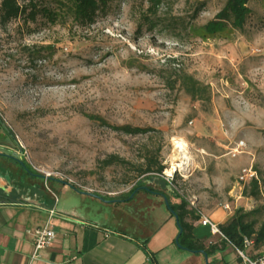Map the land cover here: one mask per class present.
<instances>
[{
	"label": "rangeland",
	"instance_id": "374dc122",
	"mask_svg": "<svg viewBox=\"0 0 264 264\" xmlns=\"http://www.w3.org/2000/svg\"><path fill=\"white\" fill-rule=\"evenodd\" d=\"M226 1L107 0L90 26L38 13L0 28V120L29 169L79 190L57 194V204L78 203L110 227L159 212L170 217L162 227L175 228L162 200L145 215V188L184 199L191 222H218L223 203L253 211L256 226L264 220V0H249L242 30L208 34ZM156 150L165 169L148 179L138 169ZM111 156L124 162L106 166ZM174 165L182 170L168 175ZM244 168L256 175V197L251 182L238 183ZM38 181L46 191L48 180ZM135 189L129 205L113 207Z\"/></svg>",
	"mask_w": 264,
	"mask_h": 264
},
{
	"label": "crops",
	"instance_id": "0c3cea01",
	"mask_svg": "<svg viewBox=\"0 0 264 264\" xmlns=\"http://www.w3.org/2000/svg\"><path fill=\"white\" fill-rule=\"evenodd\" d=\"M14 154L20 162L24 161L11 132L0 120V264H27L33 250L32 232L47 222L51 208L55 209L50 219L55 240L34 264H241L228 244L223 251L209 256L180 249L175 243L178 227H162L170 217L159 212L146 221L144 218L119 220L110 227L102 216L88 214L78 203L57 204L56 195L65 194L69 186L48 180L46 191L39 188L38 179L43 180L42 175L27 172L13 158ZM144 192H147L143 199L147 216L149 211L159 209L154 197L163 202L165 198L170 204L180 203L179 198L167 199L160 192ZM82 195L97 200L88 193ZM111 204L120 208L130 203L112 201ZM217 216L218 222L211 216L208 218L222 225L231 215L221 210ZM191 225L194 237L205 248L220 243L222 238L212 235L199 220Z\"/></svg>",
	"mask_w": 264,
	"mask_h": 264
},
{
	"label": "trees",
	"instance_id": "16d2710c",
	"mask_svg": "<svg viewBox=\"0 0 264 264\" xmlns=\"http://www.w3.org/2000/svg\"><path fill=\"white\" fill-rule=\"evenodd\" d=\"M148 1L152 5L159 3V0ZM106 2L107 0H0V28L5 27L11 21H15L25 14L28 19L34 21L38 13L50 21L63 17L70 18L78 26H90L95 22L96 17L103 12ZM248 2L249 0H227L224 7L217 13L215 19L206 24L204 27L205 31L208 34H216L227 25H230L235 30H242L250 12ZM189 82L185 83L186 87L189 89V92L191 91V95H195L199 85L194 81L189 80ZM119 130L130 135L144 134L149 131L132 127H125ZM158 152L159 150H156L155 154L146 156L144 165L138 169L140 174L148 175V179L158 178L165 169L158 161ZM115 162L122 163L124 161L111 156L104 164L108 166ZM22 167L27 172L34 174V171L29 169L24 161H22ZM252 182L250 185L255 190L251 192V195L256 197V182ZM64 185L68 184L64 183ZM68 186L79 191L72 185ZM135 191L136 189L130 193L126 201L132 200L133 197L130 196ZM146 191L149 192V190ZM176 198L179 197L176 196ZM168 207L171 216L175 215L177 217L178 225L181 229V233L178 236V245L182 250L203 253L209 256L214 252L223 251L227 244L232 247L241 248L242 240L245 237L253 241V250H262L264 248V220L256 226L258 221L249 220L253 211L243 212L242 209L234 211L226 223L218 225L223 236L220 243L212 244L205 248L193 235V227L189 219L191 210L187 208L185 200L180 199L179 204H170L168 202Z\"/></svg>",
	"mask_w": 264,
	"mask_h": 264
},
{
	"label": "built area",
	"instance_id": "2783aa9c",
	"mask_svg": "<svg viewBox=\"0 0 264 264\" xmlns=\"http://www.w3.org/2000/svg\"><path fill=\"white\" fill-rule=\"evenodd\" d=\"M244 147L245 145L242 141L238 142L235 147L229 151L230 156L234 158L239 152L242 151ZM19 149L20 155L24 159H27V151L21 144L19 146ZM41 174L45 181L51 179L52 177L63 180V177L60 173L44 171ZM237 179L238 183L243 185L255 180L256 175L251 168H244L240 171ZM166 181L169 185H171L172 177H166ZM221 209L229 215H232V209L227 203H223L221 205ZM48 214L49 215L47 222L36 227L32 232L33 250L28 258L27 264H34L37 260H39L41 258L42 251L51 247L52 243L55 240V232L53 227L50 225V219L55 215V209H49ZM199 221L201 225L208 227L212 235H217L220 238H223L218 225L210 218L202 216ZM233 249L240 259L241 264H264V248L262 250H253V241L249 238H243L241 248L233 247Z\"/></svg>",
	"mask_w": 264,
	"mask_h": 264
},
{
	"label": "water",
	"instance_id": "95a60500",
	"mask_svg": "<svg viewBox=\"0 0 264 264\" xmlns=\"http://www.w3.org/2000/svg\"><path fill=\"white\" fill-rule=\"evenodd\" d=\"M13 158L16 160V161H18L19 162V164L22 166V162H20L19 160H18V158H17V156H16V154H14L13 155ZM143 190H147V189H143ZM87 194V193H86ZM133 196V194L131 195V197ZM164 203H165V205H166V207L168 208V210H169V207H168V202H167V200L164 198ZM170 211V210H169ZM171 213V212H170ZM173 217H174V219H175V221H176V225H177V227H178V235H177V237L175 238V243H176V245L179 247V245H178V236L180 235V233H181V229L179 228V225H178V221H177V217L175 216V215H173ZM205 255V254H204Z\"/></svg>",
	"mask_w": 264,
	"mask_h": 264
},
{
	"label": "bare ground",
	"instance_id": "6f19581e",
	"mask_svg": "<svg viewBox=\"0 0 264 264\" xmlns=\"http://www.w3.org/2000/svg\"><path fill=\"white\" fill-rule=\"evenodd\" d=\"M180 168V170H182V168H181V166L180 165H174L170 170H167L166 171V173L168 174V175H170V174H172V172H174L175 170H176V168Z\"/></svg>",
	"mask_w": 264,
	"mask_h": 264
},
{
	"label": "flooded vegetation",
	"instance_id": "af4514ba",
	"mask_svg": "<svg viewBox=\"0 0 264 264\" xmlns=\"http://www.w3.org/2000/svg\"><path fill=\"white\" fill-rule=\"evenodd\" d=\"M133 197V196H132ZM133 199V198H132ZM131 201V200H130ZM130 201H127V202H130Z\"/></svg>",
	"mask_w": 264,
	"mask_h": 264
}]
</instances>
